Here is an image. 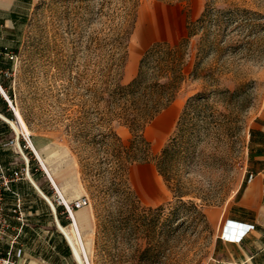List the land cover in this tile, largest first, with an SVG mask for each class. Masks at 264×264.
Returning a JSON list of instances; mask_svg holds the SVG:
<instances>
[{"label":"rangeland","instance_id":"rangeland-1","mask_svg":"<svg viewBox=\"0 0 264 264\" xmlns=\"http://www.w3.org/2000/svg\"><path fill=\"white\" fill-rule=\"evenodd\" d=\"M22 11L0 28L17 57L1 83L10 120L21 115L32 135V180L18 182V192L28 211L35 194L45 203L29 223L34 239L60 232L52 217L60 193L90 199L91 227L69 219L67 229L86 264H208L222 231L207 213L245 184L250 133L264 113V0H32ZM163 43L180 58L183 81L145 130L150 161L127 166L115 135L128 144L132 134L109 94ZM168 146L166 178L157 160ZM9 188L0 185L12 226L0 264L19 234L15 222L26 219L7 212Z\"/></svg>","mask_w":264,"mask_h":264},{"label":"crops","instance_id":"crops-1","mask_svg":"<svg viewBox=\"0 0 264 264\" xmlns=\"http://www.w3.org/2000/svg\"><path fill=\"white\" fill-rule=\"evenodd\" d=\"M31 1L0 0V28L18 23L23 17L22 10L27 9ZM2 32L0 30V70H10L6 68L11 62L6 56L7 39L1 34ZM7 104L0 95V185L3 184L2 174H10L14 168L22 164V158L15 154L12 148L6 147L15 136L14 130L8 123L11 115ZM249 174L255 176L252 183L248 182ZM20 185L22 184L18 182L12 183V188L8 189V195L12 197L13 203L11 208H7V212L14 213L20 203L22 208L19 216L26 219L15 222L13 230L15 234H19L11 242H7L5 256L7 252H12L11 262L14 264H78L69 240L65 241L60 236L55 237V233L64 234L60 225L65 229L73 226H68L69 218L65 220L59 210L53 209L52 214L54 225L60 231L53 232V241L39 242L34 239L33 233L36 231L29 223L34 222L33 216L39 213L41 205L38 201L42 206L45 203L38 194H35L36 205L31 206V210L28 211L26 204L24 206L22 204L23 196L18 192ZM87 209L84 208L75 214V219L78 220L75 223L85 229L91 226L88 221L83 222L80 219L86 217ZM28 216L32 218L29 220ZM207 218L215 228L222 231V234L227 233V240H223L222 234L220 235L215 255L208 264H264V113L256 121L250 133L245 184L228 206L210 210ZM64 223L67 227L63 226Z\"/></svg>","mask_w":264,"mask_h":264},{"label":"trees","instance_id":"trees-1","mask_svg":"<svg viewBox=\"0 0 264 264\" xmlns=\"http://www.w3.org/2000/svg\"><path fill=\"white\" fill-rule=\"evenodd\" d=\"M179 63L174 49L167 43L158 44L145 54L137 77L128 85H117L109 94L112 103L120 109V121L132 134L128 144L115 135L120 161L127 166L150 161V144L145 139V130L176 99L183 81L182 72H176ZM200 98L202 95L192 101ZM170 150L168 146L157 160L160 173L166 178Z\"/></svg>","mask_w":264,"mask_h":264},{"label":"built area","instance_id":"built-area-1","mask_svg":"<svg viewBox=\"0 0 264 264\" xmlns=\"http://www.w3.org/2000/svg\"><path fill=\"white\" fill-rule=\"evenodd\" d=\"M8 61L11 63H14L17 60V57L13 55L11 52L6 53ZM12 72L11 70H0V95L7 101L10 108H13V102L11 101L10 97H8L5 93L4 87L1 83V80L3 78H11ZM13 122L17 123L19 122V117H17L16 121L13 120ZM11 128L14 130L15 136L12 140H10L6 147H10L14 150L15 154L20 156L22 158V164L18 165L16 168H14L10 174H2V181L3 185L8 187L12 183L20 182L23 180H32V169H31V161L29 158L26 157V152H34V147L32 144V135L30 132L26 130H22L20 133L16 132V130L13 128L10 121H8ZM255 176L253 174L248 175V182L252 183ZM3 199L0 198V202H2ZM91 202L90 199L87 197L79 198L75 201H69L64 196H62L60 193L57 194V197L54 200L53 206L55 207V210L62 209V214L66 215L67 218L73 220L75 224V214L76 212L90 207ZM21 204L18 203L17 209L14 211L15 214L21 213ZM21 220V218H19ZM11 223L6 218L5 210L0 207V245L4 242L5 238L8 236V232L11 230ZM222 239L227 240V233L224 232L222 234ZM13 256L12 252H8L6 255V258L3 260L4 264H14L11 262V258Z\"/></svg>","mask_w":264,"mask_h":264},{"label":"bare ground","instance_id":"bare-ground-1","mask_svg":"<svg viewBox=\"0 0 264 264\" xmlns=\"http://www.w3.org/2000/svg\"><path fill=\"white\" fill-rule=\"evenodd\" d=\"M9 121L11 122V124H12L13 128L16 130V132L20 133L22 130H26V131L30 132L29 129H28V126H27L26 122L23 120V118H22L21 115L19 116V122H18V124L15 123V122H13V121H11V120H9ZM33 183L36 185L35 182H33ZM80 220L83 221V222H86L87 221L86 217H84V218H82ZM75 222H78L77 218L75 219ZM60 228H61L62 232L68 238L69 242L71 243V245L73 247V250H74V255H75V258H76L78 264H86V261H85L83 255H82V253H81L80 247L75 243V241H74L71 233L67 229H65L64 227H62L61 225H60Z\"/></svg>","mask_w":264,"mask_h":264}]
</instances>
